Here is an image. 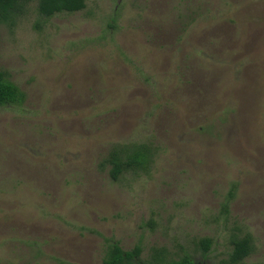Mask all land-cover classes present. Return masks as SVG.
I'll return each mask as SVG.
<instances>
[{
  "label": "rangeland",
  "instance_id": "374dc122",
  "mask_svg": "<svg viewBox=\"0 0 264 264\" xmlns=\"http://www.w3.org/2000/svg\"><path fill=\"white\" fill-rule=\"evenodd\" d=\"M0 264H264V0H86L0 21ZM151 160L119 180L111 151ZM210 238L204 251L201 240Z\"/></svg>",
  "mask_w": 264,
  "mask_h": 264
},
{
  "label": "trees",
  "instance_id": "16d2710c",
  "mask_svg": "<svg viewBox=\"0 0 264 264\" xmlns=\"http://www.w3.org/2000/svg\"><path fill=\"white\" fill-rule=\"evenodd\" d=\"M33 0H0V21H8L19 14L24 5ZM41 17L50 18L61 12L73 13L86 7V0H35ZM24 98L23 91L8 78L7 73L0 69V106L20 103ZM150 150L139 144L132 147H121L111 151L106 162L110 165V175L113 180H119L128 171L135 172L150 163ZM204 251L207 252L212 240H201ZM233 251L228 259L221 264H241L253 249L250 236L233 240ZM142 247L136 245L132 249H124L119 242L108 245L101 264H141ZM163 264H196L189 256L167 261Z\"/></svg>",
  "mask_w": 264,
  "mask_h": 264
}]
</instances>
